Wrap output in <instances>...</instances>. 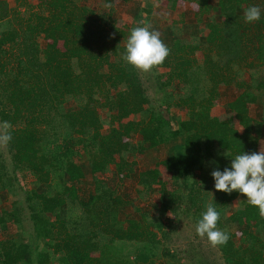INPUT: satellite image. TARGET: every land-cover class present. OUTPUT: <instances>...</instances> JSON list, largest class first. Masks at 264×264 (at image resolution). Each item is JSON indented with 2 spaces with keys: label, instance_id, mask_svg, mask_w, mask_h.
Instances as JSON below:
<instances>
[{
  "label": "trees",
  "instance_id": "1",
  "mask_svg": "<svg viewBox=\"0 0 264 264\" xmlns=\"http://www.w3.org/2000/svg\"><path fill=\"white\" fill-rule=\"evenodd\" d=\"M16 1L10 7L0 0V123L9 125L5 137L12 163L7 171L0 160V195L23 183L31 231L22 234L24 220L15 202L0 207V235L9 239L0 237V264H182L181 253L164 245L168 232L161 216L170 213L178 221L184 216L196 225L213 200L218 227L229 234L217 247L220 264H264V214L238 192L216 191L204 173L223 171L240 151L256 152L264 136V16L255 23L243 18L247 7L264 9V3L217 0L211 13L209 0H184L199 5L189 41L172 30L165 61L142 72L122 59L130 30L115 27L111 0H103L109 9L102 13L81 0H46L41 9ZM170 1L175 10L178 0ZM108 47L116 50L115 58L107 55ZM80 52L88 71L75 68ZM244 73V87L226 106L244 117L239 134L210 111L220 85ZM109 89L116 96L108 95ZM251 105L261 106L259 119L249 115ZM131 106L140 108L138 119H128ZM134 135L142 138L137 145L125 140ZM187 138L184 152L162 160L171 182L181 187L167 189L154 167L138 174L136 192L155 193L154 217L115 190L96 192L94 185L82 192L85 170L94 177L113 169L123 181L136 165L124 154ZM121 208H133L140 219L124 226ZM227 224L238 229L237 242ZM196 250L184 252L190 256Z\"/></svg>",
  "mask_w": 264,
  "mask_h": 264
},
{
  "label": "rangeland",
  "instance_id": "2",
  "mask_svg": "<svg viewBox=\"0 0 264 264\" xmlns=\"http://www.w3.org/2000/svg\"><path fill=\"white\" fill-rule=\"evenodd\" d=\"M10 7H14L17 5L16 0H5ZM25 3L34 5L35 8L41 9L46 0H24ZM111 5L113 6V23L115 27L121 30H131L133 25L137 26L141 22H146L151 26V29L159 31L160 38L167 46L171 42V31H175L176 36H178L183 41H189L190 39V30L191 23L194 22L197 15L198 3H187L184 0H178V4L175 10H172L170 7V0H111ZM217 0H209V10L211 13L216 8ZM81 4L87 6L97 13L106 12L109 9V4L104 3L103 0H81ZM58 50H62L61 43L58 44ZM107 55L111 58H115L117 55L116 50L108 47L106 49ZM85 56L82 52L79 53L77 57V65L75 66L76 70L79 71H88L91 67L83 64ZM197 59L199 62L202 61V57L200 53H197ZM248 79L246 73L241 75V78H234L229 84L233 86L230 89L229 84H221L223 91L221 90V94L227 100L230 96H237L241 92V88H243V82ZM220 89V88H219ZM220 92V91H219ZM108 95L116 96L115 91L109 89L107 90ZM149 94V93H148ZM151 94V93H150ZM224 99H218L215 101L216 105H214L210 111L211 116H218L219 119L223 118V106ZM235 99V98H234ZM222 107V108H221ZM100 117L102 120L107 121L106 113L103 109L99 110ZM140 112V108L131 106L130 107V116L128 119H138ZM176 113V112H174ZM173 114V113H171ZM213 114V115H212ZM215 114V115H214ZM249 115L251 117H255L256 119L260 118L261 115V106L259 105H251L249 106ZM180 117L183 118V114L180 113ZM107 129V125L104 126V130ZM6 128L2 126L0 123V160L1 163H5V167L7 171H11L12 163L10 159V154L8 151L7 142L5 139ZM141 137L134 135L129 139H125L129 141L132 145L139 144L141 141ZM188 138L183 140V142H176V144L169 147H159L157 149H142L139 148L136 152L132 154H124V158L128 161L136 162L134 173L128 179H124L123 181H119L118 176L115 174L113 169H110L105 173H98L94 177H92L89 173L84 171L85 175L82 177L83 181L86 184H82V192L87 193L93 191L92 188L96 185L97 190L103 188H109L111 190H115L124 200L130 201L134 204L135 208L139 209L140 212L149 213L150 217H154L157 215L155 212L151 214L153 211L152 204L156 202L155 193H141L138 194L136 192V186L138 182V174L143 169H149L151 167L157 168L159 170L162 181L166 182L167 189L174 190L181 186H178L171 182V175L167 168L162 163V160L165 157L170 155H176L178 153H182L185 151L186 143ZM177 145V146H176ZM212 163L209 164L210 168ZM86 168V167H85ZM205 176L207 178L209 184L213 183V179L211 177V171L206 170ZM203 173V174H204ZM201 173L197 172L195 175V184H200V175ZM18 175V174H17ZM23 183H15L14 186L4 191L0 195L1 204L0 207H8L11 208L12 205H17L19 209V216L24 220L23 221V229L21 230L23 235H27L31 231V226L28 222V211L25 203L26 189L22 187ZM44 191L51 195L50 189L45 187ZM81 195V194H80ZM239 199H236L233 202V207L237 205ZM14 205V206H15ZM230 212L227 213V215ZM121 220L124 223V226H128L134 223V221L139 220V214L133 210V208L120 209ZM48 217L52 219V213L48 214ZM2 218V212L0 208V221ZM161 221L164 224V229L168 232V240L164 242V245L167 246L170 250L175 252H179L181 257L182 264H197L198 261L204 259L211 261V264H220L221 263V254L218 251L217 247L211 246L206 238H200L196 235L195 232V223L188 219L187 217L181 216L180 221L176 220L173 214L167 213L164 216H161ZM249 223V222H248ZM226 227L236 235L235 241H238V237L240 235L237 228L231 226V224H227ZM13 232L18 231L17 228H12ZM0 237L4 238L5 241H8V237L6 235H0ZM160 238V237H159ZM162 241V239L160 238ZM198 245V246H195ZM195 246V247H194ZM193 247L196 252H193L192 255H186L187 249ZM203 257V258H202Z\"/></svg>",
  "mask_w": 264,
  "mask_h": 264
},
{
  "label": "clouds",
  "instance_id": "3",
  "mask_svg": "<svg viewBox=\"0 0 264 264\" xmlns=\"http://www.w3.org/2000/svg\"><path fill=\"white\" fill-rule=\"evenodd\" d=\"M261 3H264V0H261ZM262 16L264 9L257 4L250 5L243 13L246 23L259 22ZM169 51L160 38L159 31L151 29L146 22H141L130 30L122 59L139 71L149 72L165 61ZM2 126L7 128L8 122H3ZM210 175L216 191L229 194L238 192L246 197L244 201L247 204L256 206L260 213L264 214V150L253 153L240 151L231 157L230 166L225 167L223 171L217 168ZM219 219L220 214L213 200L206 206L195 225L196 235L206 238L213 247L222 246L229 239V234L218 227Z\"/></svg>",
  "mask_w": 264,
  "mask_h": 264
},
{
  "label": "crops",
  "instance_id": "4",
  "mask_svg": "<svg viewBox=\"0 0 264 264\" xmlns=\"http://www.w3.org/2000/svg\"><path fill=\"white\" fill-rule=\"evenodd\" d=\"M231 88H233V86L231 84L228 85ZM224 87V86H223ZM223 87H219V98L220 99H224L225 95L223 96L221 94V90L223 91ZM226 88V87H224ZM218 98V99H219ZM235 96H230V98L228 97L227 100L224 99V106L222 108V112L224 114L223 118L219 119L218 116H212V117H216L218 118L219 120H224L226 121L230 127L234 128L239 134H241L242 132V128H243V125H244V117L243 116H240V115H237L236 113H233V112H230L228 109H226V106H227V103L231 102L232 100H234ZM216 105V103L214 102L213 103V106ZM212 106V107H213ZM218 105H216L217 107ZM211 107V109H212ZM211 114V113H210ZM213 115V114H212ZM215 115V114H214ZM260 150H264V136H262L260 139H258V142H257V148H256V152L260 151Z\"/></svg>",
  "mask_w": 264,
  "mask_h": 264
}]
</instances>
